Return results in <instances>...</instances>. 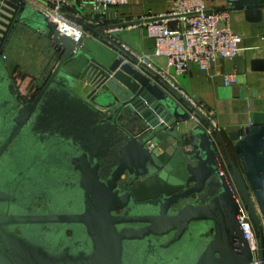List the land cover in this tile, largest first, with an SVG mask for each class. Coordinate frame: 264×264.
Masks as SVG:
<instances>
[{"label": "water", "instance_id": "obj_1", "mask_svg": "<svg viewBox=\"0 0 264 264\" xmlns=\"http://www.w3.org/2000/svg\"><path fill=\"white\" fill-rule=\"evenodd\" d=\"M226 2L262 17L264 0ZM33 3L46 6L0 0V264H253L236 195L262 244L264 112L229 131V145L172 78L124 50L111 32L122 26L78 21L86 34L75 40ZM24 34L48 45L41 87L27 98L4 58ZM251 70L264 72V58ZM58 129L75 151L44 148ZM161 132L178 144L171 156L147 147ZM41 197L48 213L31 206Z\"/></svg>", "mask_w": 264, "mask_h": 264}, {"label": "crops", "instance_id": "obj_2", "mask_svg": "<svg viewBox=\"0 0 264 264\" xmlns=\"http://www.w3.org/2000/svg\"><path fill=\"white\" fill-rule=\"evenodd\" d=\"M206 5L212 8H225L231 12V27L233 31L242 37L241 45L244 50L232 60H218L208 71H202L191 65L188 71L180 76H173L176 88L181 95L187 94L208 114V117L216 124L224 135L234 129L247 126L251 122L254 111L264 112V72L251 70L252 60L264 58V12L259 21L247 20L243 11L231 10L226 0H205ZM36 6H43L33 3ZM171 7L170 0H128V3L119 8H108L101 12L104 17L103 25L119 24L123 42L139 55H146L154 69H166L163 58L151 55L153 42L147 37L144 22L150 16L167 12ZM98 17V15H97ZM83 23L90 27V15H85ZM47 43L38 38V35L24 34L16 42L10 43L5 49L4 56L12 74L19 76L30 75L36 80L38 87L41 80L42 68L47 62ZM13 55L10 54V52ZM29 59L31 70L23 66L22 60ZM235 74L236 83L225 85L223 76ZM30 79L24 78L19 86L21 95L31 93ZM227 143H232L226 136ZM152 142L153 150L157 155L171 156L177 147V142L164 132L159 133ZM235 162L237 158L234 156Z\"/></svg>", "mask_w": 264, "mask_h": 264}, {"label": "built area", "instance_id": "obj_3", "mask_svg": "<svg viewBox=\"0 0 264 264\" xmlns=\"http://www.w3.org/2000/svg\"><path fill=\"white\" fill-rule=\"evenodd\" d=\"M42 1L46 3L42 10L56 28L75 40L86 34L78 24V21L84 19L85 15H90V17L92 15L97 17L98 15V17L104 18L101 12L103 13L105 9L119 8L128 3V0ZM170 3L171 7L167 12L147 18L144 22V28L147 37L153 42L151 55L156 58H163L167 71H173L172 74L164 70L154 69L146 55H139L129 46L122 45L124 50L167 80L168 77L172 78L185 74L191 65L202 71H208L216 61L232 60L244 50L241 45L242 37L235 33L231 27L229 9L208 7L205 0H170ZM100 22L95 21L94 27L99 26ZM223 79L225 85L236 83L235 74H225ZM182 96L210 120L215 130H220L204 109L194 102V98L184 93ZM193 120L197 123L201 121L196 117H193ZM207 131L214 141L212 131L209 129ZM147 147L153 151L155 145L150 141L147 143ZM236 196L239 204L238 220L243 235L248 241L253 264H264V234L261 244L247 208L240 197Z\"/></svg>", "mask_w": 264, "mask_h": 264}, {"label": "flooded vegetation", "instance_id": "obj_4", "mask_svg": "<svg viewBox=\"0 0 264 264\" xmlns=\"http://www.w3.org/2000/svg\"><path fill=\"white\" fill-rule=\"evenodd\" d=\"M28 35V34H27ZM34 34H31V36H33ZM48 49V47H47ZM41 86H39L40 88ZM62 129H58V131H55V132H52L51 135L49 137H45L43 138V144L45 145L44 148L46 149H49L51 151H53L54 153H57L58 156L59 154H61V149L66 151V152H69V151H75L77 149V147L73 146V144L71 143H67V140L69 142V139L72 138V135L69 134L67 135V137H65V141L64 140H61V135L59 134V132H61ZM52 137V138H51ZM64 138V136H63ZM125 178V177H123ZM126 181V180H125ZM129 181L127 182H124V179L123 181L119 184V193L121 195H125L127 193V184H128ZM209 196L207 195V193H203L198 201L200 203H205L207 200H208ZM181 202H177V204L175 205L176 208H179L181 206ZM31 206L39 211H42L44 213H48L49 212V206H48V203L47 201L44 199V197H41L40 198H34L33 201L31 202ZM10 210V209H9ZM132 210L130 208H126V209H120V210H117V213L119 214H125V216L131 214ZM250 219H251V216H250ZM252 221V219H251ZM253 223V221H252ZM14 232L16 234H21V229L19 228H16L14 230ZM72 230H67L65 233H63V238H62V242H61V245H65L66 242L64 239H69L71 234H72Z\"/></svg>", "mask_w": 264, "mask_h": 264}, {"label": "trees", "instance_id": "obj_5", "mask_svg": "<svg viewBox=\"0 0 264 264\" xmlns=\"http://www.w3.org/2000/svg\"><path fill=\"white\" fill-rule=\"evenodd\" d=\"M13 76H14V78L16 80V83H17L18 87H20L19 85L22 84V81L24 80V78L30 79V84L29 85L31 86V93L27 94V95H24V97L27 98V97L31 96L32 94L34 95V94H36L38 92L39 87H38V85L36 83V80H35V78L33 76L24 75V76L21 77L16 72L13 73Z\"/></svg>", "mask_w": 264, "mask_h": 264}, {"label": "rangeland", "instance_id": "obj_6", "mask_svg": "<svg viewBox=\"0 0 264 264\" xmlns=\"http://www.w3.org/2000/svg\"><path fill=\"white\" fill-rule=\"evenodd\" d=\"M10 52V51H9ZM10 54L11 55H13V53L12 52H10ZM22 62H23V66L24 67H26L27 69H29V70H31L32 68L30 67L31 66V64H32V62L28 59L27 61H26V63H25V59L24 60H22Z\"/></svg>", "mask_w": 264, "mask_h": 264}]
</instances>
